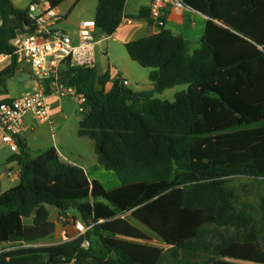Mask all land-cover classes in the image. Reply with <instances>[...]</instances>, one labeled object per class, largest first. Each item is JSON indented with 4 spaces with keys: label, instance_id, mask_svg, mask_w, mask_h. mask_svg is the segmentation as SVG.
Returning a JSON list of instances; mask_svg holds the SVG:
<instances>
[{
    "label": "trees",
    "instance_id": "trees-1",
    "mask_svg": "<svg viewBox=\"0 0 264 264\" xmlns=\"http://www.w3.org/2000/svg\"><path fill=\"white\" fill-rule=\"evenodd\" d=\"M67 1L48 0L54 10ZM183 1L208 17L200 49L191 52L189 40L165 27L126 45L150 70L151 91L120 78L106 91L109 72L62 67V82L87 98L78 134L94 141L98 162L120 186L89 180L55 149L30 160L20 142L10 159L21 167L20 182L0 195V244L13 245L0 264H264V245L250 232L255 219L237 210L227 186L231 177L264 179V0ZM12 2L0 0V56H11L2 87L19 66L10 42L32 26L28 9ZM126 3L99 0L97 37L120 28ZM128 18L149 20V10ZM182 84L189 89L174 102L155 98ZM260 204L264 223V198ZM47 205L64 216L76 211L88 230L64 244L26 247L54 236Z\"/></svg>",
    "mask_w": 264,
    "mask_h": 264
},
{
    "label": "crops",
    "instance_id": "crops-1",
    "mask_svg": "<svg viewBox=\"0 0 264 264\" xmlns=\"http://www.w3.org/2000/svg\"><path fill=\"white\" fill-rule=\"evenodd\" d=\"M12 1H13L12 2L13 6L16 9L25 11L28 9L29 5L35 0H12ZM82 1L83 0L80 1L76 0V3L73 5V8L71 7L69 9L68 14L72 13L75 7ZM151 2L152 0H127L124 9V15L126 17H137L141 10L144 9L149 10V7L151 6ZM97 5H95V10L92 14L89 15L85 14L83 16L76 17L77 28L75 29V32H73V35L69 34L70 37L73 40H75L74 42H77L78 40L77 37L78 28H80L81 23L83 21L95 18ZM55 12L60 16H62V13L60 12V7L58 9H55ZM166 14H167V23L165 28L167 30H170L171 33L175 36H182L184 39L189 40L191 44V52L198 50L196 49L197 48L196 46H200L201 48L203 43V35L205 33V29L208 21L207 16H204L203 14L195 12L193 10L192 11L188 10L184 13H177L172 9H166ZM68 16H65V18L67 19ZM0 24H1V19H0ZM158 31L160 30L153 23H150L148 19H135V23L131 25H121L120 28L116 30V32L112 36L100 35L98 37V42L96 45V53H95V59H96L95 70L98 76L100 77L104 76L108 72L110 73L111 75L110 82L105 86L106 91H109L113 86V81L119 78L126 79L130 84L129 85L130 88L131 82L129 81V78L131 77L133 79L135 77H139V74L136 71L137 67H134V65L130 64L125 58L122 61H117L116 59L112 58L111 54L107 51L109 45H107L108 47L106 49L104 46L105 43L108 42L110 39H112L118 44H122L126 48V45L128 43L136 41L141 38L144 39L146 37L152 36L158 33ZM4 57L5 56H0V60L3 61L0 64V73L3 72L11 63V58H4ZM17 73L27 74V75L31 74L33 75V77L28 79V77L30 76H26V80L23 82L18 81L15 78V75L13 77L7 78L5 81V86L4 87L0 86V102L14 99L17 97H22L23 95L33 92L40 88L41 81L39 80L38 77L34 75L35 73L33 72V68L30 64H22V63L19 64ZM149 79H150V74H149ZM135 82L137 83V80H135ZM15 87H21L18 93H16ZM99 88L102 87L99 86ZM152 89H153V84L149 83L145 89L138 88L135 89L134 91L143 92V91H151ZM63 98L64 97L54 96L48 99V103L50 107V121L44 123L38 122L31 116H29L25 121L24 132L20 142L25 144V152L28 155V158L30 160H33L36 159L41 153L48 151L50 149H55L59 154L60 158L63 161H65L63 159V155L60 150L64 149L66 150L67 153L68 152L77 153L78 157L80 158L79 160L80 162L78 163L73 162L67 164L82 167L85 170V173L87 174L89 180L99 181L108 190L110 189L114 190L118 188L120 186V182L117 179L116 175L111 174L114 172L108 171L104 166H102L98 162L97 155L94 160L92 159L87 163L82 162L83 157L80 154L82 152L72 147V145L66 138L65 123L66 121L71 119L72 116H74V112L68 109V106L62 101ZM71 100L78 107L77 99L72 98ZM83 119L84 118L82 117V119L78 123V129H79V124ZM81 138H86V137H81ZM87 145L91 146L93 152L95 153L94 141H92L91 143L90 142L87 143ZM19 153H20V148H19ZM19 153L12 152L10 148L2 142L1 132H0V187L3 186L4 182H6V179H9L11 182L16 183V185L19 184L21 167L17 161L10 160L13 156ZM8 190L9 189L0 191V195ZM52 222H54L56 226L55 236L61 235L62 238L64 239L62 242H60V244L70 242L86 232V230L84 232L77 231L78 229H76L77 227H75L74 225H69L64 227L58 222L55 221ZM132 222L134 223L135 220ZM77 223L82 224L78 220L76 221V224ZM147 234L152 238L151 233L148 232Z\"/></svg>",
    "mask_w": 264,
    "mask_h": 264
},
{
    "label": "built area",
    "instance_id": "built-area-1",
    "mask_svg": "<svg viewBox=\"0 0 264 264\" xmlns=\"http://www.w3.org/2000/svg\"><path fill=\"white\" fill-rule=\"evenodd\" d=\"M166 9H172L177 13L192 11L183 0H152L149 7V22L159 30L167 23ZM28 17L32 22V26L27 28L30 32L16 37L10 44L15 48L17 62L32 66L34 75L41 81L40 88L0 104L1 140L15 153H19L25 121L29 116L38 122L50 121L49 98L54 96L75 98L78 102V112L87 114L89 110L87 98L62 82L59 75L65 63L71 67L93 69L96 67L98 37L94 19L81 23L78 28V40L74 42L69 34L55 28L61 17L50 7L48 0L32 2L28 7ZM133 23L134 19L125 17L121 25ZM2 62L0 60V64ZM122 83L128 87L130 85L126 79H122ZM64 222H67V219H64ZM77 226L80 232L88 230L82 224L77 223ZM84 245L88 246L86 243Z\"/></svg>",
    "mask_w": 264,
    "mask_h": 264
},
{
    "label": "rangeland",
    "instance_id": "rangeland-1",
    "mask_svg": "<svg viewBox=\"0 0 264 264\" xmlns=\"http://www.w3.org/2000/svg\"><path fill=\"white\" fill-rule=\"evenodd\" d=\"M75 3L76 0H68L67 2L62 4V6H60V12L62 13V16L60 15L59 16L61 17L62 21H60L56 27L57 29L71 35H73V32H75V29L77 28L76 17L83 16L85 14L88 15L92 14L95 10V5H97L98 3V0H83L75 7L72 13L68 14L69 9L71 7L73 8V5ZM65 16H68L69 19L68 18L66 19ZM107 45H109L108 49H107L108 47ZM104 46L107 49V51L111 54L112 58L116 59L117 61H122L125 58L130 64L134 65V67H137L136 71L139 74V77H135L133 79L131 77L129 78V81L131 82L130 88L132 90L138 88L145 89L148 86V84L151 83L149 81L150 70L142 68L137 62L131 60L130 57L128 56V52L126 48L122 44H118L117 42L110 39L108 42L105 43ZM196 47H197L196 49L200 48V46H196ZM135 80H137V83L135 82ZM15 88H16V93H18L21 87H15ZM188 89H189L188 84H182L172 89H169L163 93H157L155 97L160 98L163 101L174 102L176 100V95L178 93L187 91ZM71 99L72 98L68 96L62 99V101L68 106V109L74 112V116H72L71 119H69L65 123V134H66V138L68 139L72 147L82 152L80 153L83 157L82 162L87 163L92 159L94 160L96 158V154L93 152L92 147L87 145V143L89 142L91 143L92 140H90V138L87 137L81 138L77 134L78 123L82 119L83 115L82 113L78 112L77 105ZM60 151L66 163L80 162L79 161L80 158L78 157L77 153H69V152L67 153L66 150L64 149ZM111 174L115 175L114 173ZM15 185L16 183L11 182L9 179H6V182H4L3 186L0 187V191L10 189ZM227 186L230 187L232 190H234L237 194V201H235V207L237 208V210H245L248 214H251L254 217L255 224L250 228V232H252L253 235H255L256 237H259L261 239L260 240L261 245H264V223L261 220L262 210L260 204L262 198H264V179H256V177H234V178L231 177L228 179ZM47 208L50 212L49 219L51 221L58 222L64 227L69 225H74L75 227H77L76 229H78L76 221L77 220L80 221L79 220L80 218L76 211L71 210L68 215L64 216L63 214L59 213V210L55 206L47 205ZM64 219H67V222H64ZM134 224L137 227H139L141 230H144L145 232L148 233V231L144 227L140 226L135 222ZM83 226L84 228H86L84 224ZM213 229L214 226L213 227L210 226L206 231L208 235H210V237L214 236V234H212L215 233ZM152 239H153V243L156 244L157 247H161L162 249L168 252L167 250L168 248L166 247V245L162 240H160L158 237L153 235H152ZM63 240L64 239L62 238L61 235L55 236L54 234L52 238H49L40 243L31 244L29 246L40 247V246L57 245L60 244V242H62ZM25 246L27 247L28 245L25 244ZM12 247L13 245L10 244H0V253L9 250ZM181 256H184V254L181 253ZM232 262H234L235 264H253L252 262L237 261V260H232Z\"/></svg>",
    "mask_w": 264,
    "mask_h": 264
},
{
    "label": "water",
    "instance_id": "water-1",
    "mask_svg": "<svg viewBox=\"0 0 264 264\" xmlns=\"http://www.w3.org/2000/svg\"><path fill=\"white\" fill-rule=\"evenodd\" d=\"M26 76H30V77H28V79L29 78H31V77H33V75H31V74H21V73H17V74H15V78L18 80V81H20V82H23V81H25L26 80Z\"/></svg>",
    "mask_w": 264,
    "mask_h": 264
}]
</instances>
